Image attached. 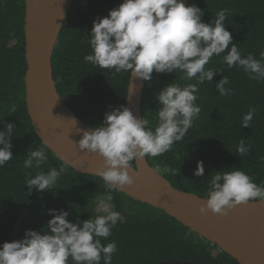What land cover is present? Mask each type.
Returning <instances> with one entry per match:
<instances>
[{
  "label": "trees",
  "instance_id": "trees-1",
  "mask_svg": "<svg viewBox=\"0 0 264 264\" xmlns=\"http://www.w3.org/2000/svg\"><path fill=\"white\" fill-rule=\"evenodd\" d=\"M123 0H73L53 52V76L65 103L92 128L103 123L105 113L126 106L130 73L99 68L83 57L91 53L89 34L93 21L104 17ZM204 10L203 21L210 22L221 9H227L226 28L233 35L242 55L260 59L264 50V0H189ZM25 0H0V122L16 125L13 157L0 167V245L23 239L27 229L42 231L51 214L48 209L70 212L75 222L89 219L97 196L106 195L103 180L75 170L46 147L47 161L41 169H25L27 152L45 146L38 137L28 113L25 92L27 70L25 47ZM231 47V45H230ZM223 55V54H222ZM206 67L219 71L211 82L199 85L201 112L184 139L162 156H147L159 165L161 174L175 187L205 197L214 171L238 168L257 184H264V81L249 79L242 68L229 69L220 57ZM182 73H156L145 82L142 115L155 124L159 102L156 94L169 83L182 87L195 80L181 79ZM228 77L226 88L234 92L220 96L215 84ZM255 106L251 126L240 124L242 116ZM4 125L0 124V130ZM241 138L250 146L244 157L235 154ZM203 160L205 177L194 176L197 162ZM135 165V161L131 162ZM64 165L57 184L49 190L28 192L27 174L47 172ZM122 219L103 243L116 241L112 264H151L182 259L201 264H239L227 252L196 231L170 216L163 209L129 197L123 191L111 193ZM127 200L130 203H127ZM133 202H132V201ZM161 210L163 214L160 215Z\"/></svg>",
  "mask_w": 264,
  "mask_h": 264
},
{
  "label": "clouds",
  "instance_id": "clouds-1",
  "mask_svg": "<svg viewBox=\"0 0 264 264\" xmlns=\"http://www.w3.org/2000/svg\"><path fill=\"white\" fill-rule=\"evenodd\" d=\"M227 9L218 11L210 22L203 21L204 10L198 5H186L185 0H123L109 14L97 17L89 34L91 53L83 57L99 68L115 73H130L132 81L152 79L156 73H182L181 79L195 80L181 86L172 82L156 94L159 107L155 124L138 117L125 105L105 113L103 123L91 130L79 129L82 138L76 142L81 151L103 158L96 171L103 182L106 195L97 196L89 219L75 222L68 219L70 212L48 209L51 219L42 231L27 229L23 239L6 241L0 245V264H112L117 252L115 240L108 243L112 229L121 221L111 193L135 183L129 171L131 162L147 156H162L173 145L184 139L201 112L199 85L211 82L218 70L206 67L213 57H220L229 69L242 68L252 80L264 81V50L255 58L252 53L242 55L233 35L226 28ZM231 45V47H230ZM223 54V55H222ZM229 79L223 76L215 87L220 96L234 92L226 88ZM257 112L252 106L242 116L240 124L251 126ZM75 121V120H74ZM75 123H77L75 121ZM0 167L13 157L11 139L16 125L0 122ZM47 145L27 152L25 169H41L47 161ZM250 146L241 138L235 154L244 157ZM155 165V164H154ZM160 169L159 165H155ZM67 171L52 167L34 176L27 174L28 192L49 190ZM194 176L205 177L203 160L197 162ZM208 181L202 215L227 216L238 205L264 202V184H257L243 170L214 171ZM153 198H158L154 195Z\"/></svg>",
  "mask_w": 264,
  "mask_h": 264
},
{
  "label": "water",
  "instance_id": "water-1",
  "mask_svg": "<svg viewBox=\"0 0 264 264\" xmlns=\"http://www.w3.org/2000/svg\"><path fill=\"white\" fill-rule=\"evenodd\" d=\"M188 5L189 0H185ZM73 0H25V92L28 113L38 137L75 170L96 175L103 158L81 151L79 129L92 127L65 103L53 76V52ZM145 80L130 78L126 103L142 118ZM77 123H75V121ZM84 123V125H81ZM129 171L135 183L123 191L129 197L163 209L234 257L239 264H264V202L238 205L229 215L199 211L204 196L175 187L148 158L135 160ZM154 195L158 198H153ZM68 264H73L69 261ZM151 264H201L167 259Z\"/></svg>",
  "mask_w": 264,
  "mask_h": 264
},
{
  "label": "bare ground",
  "instance_id": "bare-ground-1",
  "mask_svg": "<svg viewBox=\"0 0 264 264\" xmlns=\"http://www.w3.org/2000/svg\"><path fill=\"white\" fill-rule=\"evenodd\" d=\"M131 78V77H130ZM146 82V81H145ZM145 86V85H144ZM144 90V89H143ZM128 94V93H127ZM142 98H143V95H142ZM127 106V104H126ZM142 111V109H141ZM80 118V117H79ZM142 118H143V115H142ZM81 119V118H80ZM82 120V119H81ZM83 121V120H82ZM85 122V121H84ZM86 123V122H85ZM81 125H84V123H81ZM89 125V124H88ZM84 129H88L86 126H84ZM175 218V217H174ZM176 219V218H175ZM179 221V220H178ZM180 222V221H179ZM182 223V222H181ZM183 224V223H182ZM185 225V224H184ZM188 227V226H187ZM190 228V227H189ZM192 229V228H191ZM193 230V229H192ZM195 231V230H194ZM198 233V232H197ZM199 234V233H198ZM201 236V235H200ZM203 237V236H202Z\"/></svg>",
  "mask_w": 264,
  "mask_h": 264
},
{
  "label": "rangeland",
  "instance_id": "rangeland-1",
  "mask_svg": "<svg viewBox=\"0 0 264 264\" xmlns=\"http://www.w3.org/2000/svg\"><path fill=\"white\" fill-rule=\"evenodd\" d=\"M131 201H132V200H131ZM132 202H133V201H132ZM127 203L129 204L130 201L127 200ZM158 211H159L160 215L163 214V212H162L161 210H158Z\"/></svg>",
  "mask_w": 264,
  "mask_h": 264
}]
</instances>
